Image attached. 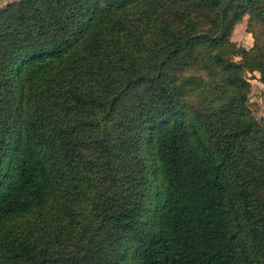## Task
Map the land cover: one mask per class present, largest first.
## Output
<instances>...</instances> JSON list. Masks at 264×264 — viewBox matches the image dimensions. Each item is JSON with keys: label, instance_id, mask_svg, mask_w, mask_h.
Segmentation results:
<instances>
[{"label": "trees", "instance_id": "1", "mask_svg": "<svg viewBox=\"0 0 264 264\" xmlns=\"http://www.w3.org/2000/svg\"><path fill=\"white\" fill-rule=\"evenodd\" d=\"M255 71L264 0L6 2L0 264H264Z\"/></svg>", "mask_w": 264, "mask_h": 264}, {"label": "rangeland", "instance_id": "2", "mask_svg": "<svg viewBox=\"0 0 264 264\" xmlns=\"http://www.w3.org/2000/svg\"><path fill=\"white\" fill-rule=\"evenodd\" d=\"M12 0H0V7L3 6L6 2ZM248 14L243 15V17L235 23L231 39L237 44H240L246 48H249L253 44L252 32L248 28ZM238 59V57H235ZM256 72V71H255ZM255 72L248 74V80L250 81V91L249 97L251 100H262L264 97V89L261 88V85L255 80ZM264 114V112H261ZM261 113H258L260 115Z\"/></svg>", "mask_w": 264, "mask_h": 264}, {"label": "crops", "instance_id": "3", "mask_svg": "<svg viewBox=\"0 0 264 264\" xmlns=\"http://www.w3.org/2000/svg\"><path fill=\"white\" fill-rule=\"evenodd\" d=\"M258 77H259V73L256 71V72H255V80L258 82V84L261 85V88L264 89V84L259 80ZM263 98H264V97H263ZM263 98H262V99H263ZM256 101L261 102L262 100H260V101H259V100H256ZM262 112H264V111H262ZM260 113H261V112H260ZM261 114H263V113H261Z\"/></svg>", "mask_w": 264, "mask_h": 264}]
</instances>
